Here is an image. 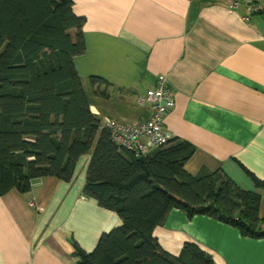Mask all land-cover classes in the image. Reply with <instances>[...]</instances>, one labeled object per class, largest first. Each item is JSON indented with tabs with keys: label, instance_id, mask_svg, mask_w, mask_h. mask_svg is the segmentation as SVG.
<instances>
[{
	"label": "crops",
	"instance_id": "obj_1",
	"mask_svg": "<svg viewBox=\"0 0 264 264\" xmlns=\"http://www.w3.org/2000/svg\"><path fill=\"white\" fill-rule=\"evenodd\" d=\"M248 2L264 7V0L238 7L234 0H74L86 45L74 62L102 124L148 118L140 98L166 75L175 106L164 126L195 146L185 169H219L260 193L264 218V189L253 179L264 181V14L250 13ZM91 157L80 158L70 180L43 176L27 192L0 196V264H79L75 243L91 252L122 224L84 193ZM154 236L173 255L193 242L216 264H264V238L212 216L173 208Z\"/></svg>",
	"mask_w": 264,
	"mask_h": 264
},
{
	"label": "trees",
	"instance_id": "obj_2",
	"mask_svg": "<svg viewBox=\"0 0 264 264\" xmlns=\"http://www.w3.org/2000/svg\"><path fill=\"white\" fill-rule=\"evenodd\" d=\"M73 5L0 0V196L27 192L43 176L70 180L80 158L91 153L84 193L116 211L122 224L103 233L91 252L75 243L79 264H216L193 242L178 255L162 248L154 229L173 208L264 238L261 194L240 188L219 169L190 174V142L175 138L137 157L114 141L91 111L75 66L86 45L85 17ZM253 179L264 189L263 180Z\"/></svg>",
	"mask_w": 264,
	"mask_h": 264
},
{
	"label": "built area",
	"instance_id": "obj_3",
	"mask_svg": "<svg viewBox=\"0 0 264 264\" xmlns=\"http://www.w3.org/2000/svg\"><path fill=\"white\" fill-rule=\"evenodd\" d=\"M239 5L240 0H234L233 6ZM247 8L250 13L259 10L250 2L247 3ZM244 19L250 18L246 16ZM140 103L149 106L148 118L130 123L108 118L103 124L110 129L112 138L120 147L132 151L137 157L145 156L175 139L174 134L164 126L165 115L175 106L168 77L159 75L155 86L140 98Z\"/></svg>",
	"mask_w": 264,
	"mask_h": 264
}]
</instances>
